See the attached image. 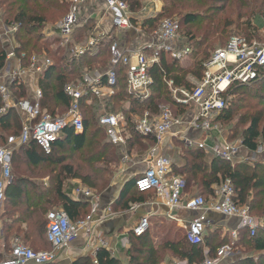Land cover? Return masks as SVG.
I'll return each instance as SVG.
<instances>
[{
  "label": "trees",
  "instance_id": "1",
  "mask_svg": "<svg viewBox=\"0 0 264 264\" xmlns=\"http://www.w3.org/2000/svg\"><path fill=\"white\" fill-rule=\"evenodd\" d=\"M124 1L135 14L143 7V3H141L143 0ZM162 2L161 11L141 23L140 36L149 37L167 15L176 14L179 16V34L185 39L191 50L187 58L191 66L182 67L177 61H171L165 54H162L160 63L149 70L153 84L150 86V96L144 100L129 94L126 68L118 66L117 83L113 95L101 101L93 97L81 100L83 135L74 136L71 129L66 132L65 144L67 142H73V144H66L65 147H69L74 154V159L77 162L76 168L73 165L63 164V159H58L57 148H64V144L60 142L53 144L52 151L48 155L36 146L13 152L11 159L12 180L5 184L4 209L0 216L2 244H6L5 252L0 251V261L9 252L10 241L14 237H18L24 244L29 241L28 244L31 245L32 250L40 251L33 245L42 239L43 234L46 235V215L55 208L62 209L73 223L85 219L89 213V205L73 200L62 191L64 179H79L85 187L100 193L109 186L111 173L108 171V167L117 163V153L116 146L107 141L105 129L99 125L97 116L99 108L103 106L105 111H110L112 114L124 111L129 132L127 150L129 152L133 149L143 151L146 146L142 141L154 143L155 138L136 133L133 129L132 117H138V114L141 116L145 111L159 114L163 104H169L176 108L163 83V74L173 80L176 86L189 89L191 84L186 81V76L193 75L198 80L203 78L204 64L210 59L216 46L224 47L227 44L226 40L234 25L236 29L241 28L245 31L242 36L248 39L256 36L260 25L264 26V0H162ZM70 5L69 2L63 0H0L3 24L7 27L18 24L13 36L17 44L14 54L20 59L22 65H27L33 53H45L52 61V66L41 76L39 81L43 94L41 108L42 110L46 108L51 115L55 114V109H58L59 112L67 110L69 100L64 95V88L67 85L80 81L85 70L90 72L103 70L108 66L110 59L108 43H101L98 52L94 55L85 54L80 58H74L67 54L70 44L62 48L60 40L49 39L43 35L42 30L53 16L49 15L48 9L63 10L65 16L69 12ZM227 7L228 10H226ZM228 11L231 14H225ZM94 25L93 19L80 20L73 29V43H83L93 30ZM133 32H123L121 46L125 47V44L127 46L130 44ZM6 54V47L0 40V71L5 67ZM254 86H260L264 91V77L249 85L238 86L231 91V95L235 92L247 94V100L250 103L243 109L248 108L250 112L264 107V97L252 92L251 88ZM15 95L18 98H25L26 90L19 87L15 89ZM87 100H90V103H87ZM232 103L221 112L218 116L219 120L222 119L226 122L231 120L234 108V103ZM1 107L0 98V109ZM185 108L179 107L175 110L178 109L177 114L178 112L183 114ZM20 120V116L15 110L11 109L0 113V145H4L10 136L19 134ZM260 121L258 117L249 118L248 115L241 119V122H248L240 135L241 146L249 152H255L260 141L264 143V124L260 127ZM180 156L184 165L181 168L175 166L173 170L176 174L173 175L186 177V192L189 191V184L196 181L201 193L205 195L206 199H209L213 195L211 185L219 184L228 178L234 186L237 204L247 205L252 216L255 214L264 215L263 163H256L248 168L244 165L235 164L232 166L228 162L215 158L206 162V153L198 148H182ZM43 161L49 165L46 168L49 169L50 176L47 186L34 182V179L26 178L25 173L22 172V166L36 169L45 166L42 165ZM59 164H61L59 170L55 169ZM131 190L134 191L132 195H135L136 198L128 197ZM144 195L146 193L138 192L134 188V182H130L124 187L119 203L121 204L123 201L141 202ZM22 225H25L24 230ZM44 228L45 232H43ZM132 235L134 234L132 233ZM148 236L145 233L133 239L134 244L127 253L128 264H160L162 260L158 255L159 250L180 260H186L188 264H201L204 259V248L207 249L208 256L214 258L216 249L230 242L226 237L221 238V233L218 231L208 234L204 245H191L183 235L178 239L170 240L167 239L170 235H164V237L161 233L158 235L160 243L154 246L153 240ZM35 237H39V239L36 241ZM238 237L239 240L234 243V248L243 246L248 251H264V232L262 230H258L256 235L251 237L249 231L243 229L239 231ZM45 243L49 248L46 237ZM145 252L148 254L147 258L144 256ZM95 259L98 264H121L117 259L112 258L105 249L98 250ZM73 264H93V261L90 258H82ZM239 264H264V255H261L256 261L248 259Z\"/></svg>",
  "mask_w": 264,
  "mask_h": 264
},
{
  "label": "built area",
  "instance_id": "2",
  "mask_svg": "<svg viewBox=\"0 0 264 264\" xmlns=\"http://www.w3.org/2000/svg\"><path fill=\"white\" fill-rule=\"evenodd\" d=\"M70 9L67 15L53 28L52 33L69 42L73 35V29L80 21L78 16L79 6L90 3L93 0H67ZM104 14L109 21L111 31L102 30L101 19L96 21L93 30L86 38L85 43L73 46L70 49L71 56L78 58L88 51L99 47L104 41H110V63L104 74L90 76L85 74L82 80L75 84H69L64 88V95L69 100L67 112L59 116H53L41 108L42 90L37 86H31L52 66V61L46 54L32 55L27 65H22L20 59L14 54V49L6 54V61L16 57V68L7 67L0 71V98L2 107L0 113L15 110L23 116L19 134L10 136L4 145H0V207L4 203L5 184L12 180L11 159L13 152L18 149H30L38 147L44 154L52 151L53 144L63 136L67 127L75 134L84 132L83 117L80 113L82 99L93 97L103 100L114 94L117 83V67H125L126 83L129 94L141 100L150 96V86L153 79L149 70L158 65L161 55L165 54L171 61L179 64L186 62L191 53L185 39L179 34V21L174 18H164L147 37V41L138 49L121 46L123 32L135 31L141 33V23L131 14L128 4L124 0H103ZM7 28V29H6ZM6 38L17 30L18 24L6 27ZM3 35L1 37H4ZM10 40V38H9ZM204 76L201 80L192 83L189 89L176 86L173 80L163 74V83L166 86L172 101L176 107L192 106L191 112L174 115L170 108L163 109L160 114L154 115L145 111L134 120V131L143 136H153L160 143L166 136L180 137L183 133H173L176 127L185 125L187 130L201 132L211 131L210 123L224 111L229 103L231 91L238 86L249 85L264 77V26L260 28L256 36L234 37L227 44L211 54L210 59L204 64ZM22 87L25 90L31 88V95L18 98L15 89ZM90 102V100H87ZM183 115V116H181ZM184 118V119H183ZM99 125L105 129L109 141L113 145H121L125 142L122 136L125 133L126 118L122 112L116 114H100ZM207 136L202 141L184 139L188 148H198L209 153L215 159L234 164L240 156L239 151L233 145L214 146L207 145ZM258 155V163L264 155V146H260L254 152ZM134 188L140 193H153L163 205L170 208H182L195 212L197 216L188 222L185 239L191 245H203L210 221L207 213H215L228 218L238 220L237 229L231 231L230 242L221 245L216 250L215 258H206L201 264H217L221 259L231 255L234 243L237 241L240 229H247L251 237L258 230L264 232V218L250 215L247 205H238L236 194L230 179L226 178L217 184L212 190L213 195L206 201L202 196H188L183 178L175 176L171 170L170 160L151 151V159L146 168L135 178ZM75 197L93 201L91 214L95 212L97 199L88 188H79L75 191ZM46 240L50 246L47 251H34L27 247L20 239L12 238L10 249L0 264H51L58 259V254L68 248L80 235V232L89 234L92 216L88 215L79 222H71L66 213L61 209H54L46 215ZM148 219L143 217L133 229L135 236H140L148 228ZM1 233V232H0ZM94 264H98L94 261ZM173 264H188L186 261H176Z\"/></svg>",
  "mask_w": 264,
  "mask_h": 264
},
{
  "label": "crops",
  "instance_id": "3",
  "mask_svg": "<svg viewBox=\"0 0 264 264\" xmlns=\"http://www.w3.org/2000/svg\"><path fill=\"white\" fill-rule=\"evenodd\" d=\"M81 11H82V13L80 14L81 21H85L86 19H94V18L101 19L102 21L101 29L105 30L106 32H113L111 31L110 23L106 19L105 14L103 12L104 11L103 0H93L90 3L83 5ZM131 14L133 15L134 18H138V21L140 22H143L145 19L153 16L152 14L146 15V17H143L144 19H142V16L140 15L139 12L135 14L131 11ZM133 33L134 34H132L130 37V44L128 45L129 47L126 44H125V47L131 48L134 50V49L140 48L147 41V37L140 36V33L135 32V31ZM52 36H55L56 39L61 41L62 48L67 47L66 45L70 44L71 46L67 49L68 50L67 54L69 57H73L70 54V49L73 46L78 45V44L73 43L72 38L69 42L65 44V42L59 38L58 34H55L52 32H49V34L47 35V38L52 39ZM85 41H83V43H85ZM102 43L110 44V41L106 40ZM5 44H9V47L12 46L9 51L8 49H6V53L13 51V44L10 42V40L6 42ZM79 44H82V43H79ZM53 49H54V46H53ZM97 52H98V49L95 48L92 51H88L85 54L94 55ZM109 63H110V59L108 62V66H109ZM17 65H18V60L16 59V57H12L9 60L8 66L11 68H16ZM108 66L104 68L103 70L102 69L95 70L92 72L85 70L84 72H88L86 74L90 76L104 74L107 71ZM84 74L85 73H82V77ZM82 77L80 80H82ZM40 78L39 80L36 81L35 84L31 86H37L38 88H40L39 86ZM26 93L31 95L32 93L31 88L26 90ZM114 93H115V90H114ZM98 101H101V100H98ZM87 103H90V102H87ZM99 109L101 111L105 110L103 107ZM43 110L47 112L46 108H44ZM65 112H67L66 109L63 112L62 111L59 112L58 109H55V114H53V116H59V115L64 114ZM119 112H122L123 115L125 116L124 111H119ZM99 116H98V120H99ZM20 117L21 119L23 118V116L21 115ZM132 118H133V124H134L135 118H138V117L133 116ZM127 125L128 123L126 120L125 133L122 135L125 139V142L121 145H113L109 141L106 135L107 141L111 145L116 146L115 148H116V153H117V163L113 165L115 170L111 173V181H110L109 186L106 189H104L99 195H95V193L93 192L95 190L90 189L93 192L94 197L98 198L96 202L97 206L95 208L94 213L91 214L92 205H93V201H91V199L83 200V199L75 197L76 189L83 188L85 187V185H83L79 179L66 178L62 181V191L64 193H67L69 197H71L75 201L84 202L89 205V213L87 214V216L88 215L92 216V223L90 225L91 228H90L89 234L80 232L79 237L68 248L59 252L58 259L53 264H73L74 262L82 258H90L94 264V261H96L95 259L96 253L100 249H105L112 258L117 259L121 264H128L129 260H128L127 253L129 249L132 247V245L134 244L133 239L135 237H139V236L132 235L133 229L136 227L140 219H142L143 217H146L148 219L149 225L145 233H147L149 235L148 237H150L151 240H153V244L155 246V245H158L157 242L158 240H160L158 238L159 237L158 235H161V233L163 236L170 235L167 238L170 240H173L175 238L178 239V237H180L181 235L185 236L186 226L188 222L197 216L195 212L187 211L182 208L172 209L170 207L163 205L158 199L155 198L153 193H146V195H144L143 201L141 202L123 201L120 204L119 199H120V196H121V193L124 187L128 183L134 182L135 178L146 168L148 160L151 159V151L153 153L155 151V153H158V155L168 158L171 163V170L173 171V174H176L173 170L174 167L176 166L178 168H181L184 165V161L182 160L180 156L182 154V148L184 149L188 148L183 142L184 139L199 142L201 140L203 141L205 139V136H203L197 130L185 131L186 129L185 125H182L180 127H176L173 131V133H178V134L183 133L181 134L179 138L169 135L163 138L160 143H157L156 140L154 143L152 142L150 143L148 141L147 142L142 141L144 146H146L145 150L137 151L136 149H133L129 152L127 150V139H129V132L127 130ZM68 129H71V128L67 127L64 131L63 136L60 137L56 141V142H60L64 144V148L62 149L57 148L58 157L61 151L65 149L66 144L68 145L73 144V142H67L65 144L66 132ZM83 133L75 134L73 132V135L82 136ZM207 145H209L208 142H207ZM72 158L73 157H71L70 159L63 160V164L70 165L69 161ZM211 158H213V156L209 153L208 154L206 153L205 161L209 162ZM260 159L264 160V155L261 156ZM42 165H45L44 168H47V166H49L45 161H43ZM98 165L101 166L102 164H98ZM60 166L61 164L57 165L55 169L59 170ZM109 167H112V166H109ZM181 178H183L185 182H187L186 177L184 175H181ZM49 180H50V176H46L42 179H34L33 181L38 184H43L44 186H47L49 185ZM216 185L217 184L211 185V189H213ZM85 188H88V187H85ZM188 190L189 191L186 192L188 196H192V195H195L197 192H201V190L198 188L196 181L191 182V184H189ZM132 192L134 191L131 190L130 195L128 197L136 198L135 195H132L133 194ZM208 203L210 204V201ZM1 213L2 212L0 211V216H1ZM207 218L210 221V228L208 230V234L218 231L221 233V238L226 237L229 241L231 240L230 238L231 231L237 229L238 227V220L236 218H228V217H224L222 215L211 213V212L207 213ZM22 229L23 230L25 229V225H22ZM241 230L243 229L238 230L237 233H239V231ZM0 232H1L0 233V245H1L2 243L1 218H0ZM145 233H143L142 235H144ZM207 236L208 235H206V237ZM206 237L204 239V243H205ZM41 238H42V241L45 243L44 234L42 235ZM237 238H238L237 239L238 241L239 237ZM27 242L30 243L29 241ZM40 244H41V240H39V242H36L33 245V247L39 248ZM154 249H156V247H154ZM47 250H50V246L49 248L47 246V249L40 250V251H47ZM203 251H204V259L210 258L208 256L207 249L204 248ZM261 255H264V251H249V253L246 254L245 248L243 246H237L233 249V252L231 253V255L224 257L217 264H239L241 261L248 260V259L256 261ZM144 256H146L147 258L148 254L145 252ZM215 257H216V254H215ZM170 260L172 261L171 264H173L176 261H186V260H180L179 258L175 256H171ZM167 262L168 260L165 262L162 261L160 264H167Z\"/></svg>",
  "mask_w": 264,
  "mask_h": 264
},
{
  "label": "rangeland",
  "instance_id": "4",
  "mask_svg": "<svg viewBox=\"0 0 264 264\" xmlns=\"http://www.w3.org/2000/svg\"><path fill=\"white\" fill-rule=\"evenodd\" d=\"M63 1L67 2V3L69 2L67 0H63ZM141 3H143V7L140 9L139 13L142 16V19H144L143 17H146V15H151V14L155 15L158 12H160L161 9H162V4H163L162 0H143V2H141ZM82 7H83V4L79 6L78 16H80V14L82 13V11H81ZM48 10H49L48 11L49 15H53V16H52V18H50L47 21L46 26L42 30V33H43V35L46 38H47V35L49 34V32L53 30V28L63 19V16H64L63 10L54 9V8H49ZM226 10H228V7H227ZM225 14H231V13H230V11H228ZM166 18H174V19L179 21V16H177L176 14L167 15ZM6 27L7 26H5L3 24L1 11H0V40H2L3 46H5L6 49H8V51H9L12 46L9 47V44H5L6 42L9 41L8 38H6V36H4V34H6V29H7ZM262 27L263 26L260 25L259 29L262 28ZM231 29L232 30L230 31V34H229L228 39L226 40V43L228 41H230L234 37H245V36H242L243 34H245L244 33L245 31H243L241 28L238 30V29L235 28V25H234ZM2 35L4 37H1ZM13 36H14V33H13V35H9L10 42L13 44V48H17V44H16ZM11 38H12V40H11ZM52 39H56L55 36H52ZM221 48H223V47L216 46L215 51L218 50V49H221ZM34 54H36V53H33L32 55H34ZM180 65L182 67H187L189 65L191 66V63H190V61H186V62L180 63ZM7 67H8V62L6 61L5 67L3 68L2 71H5L7 69ZM186 81H190L192 83H195L196 81H198V79H196L193 75H187L186 76ZM251 89H252V92H255L259 96H263L264 97V91L261 90L260 86H254ZM230 103H232L233 107H234L232 109L233 110V116H232L231 120L226 122V121H223L222 119L219 120L218 116H216L212 120V122L210 123L211 131H209V132H201V134L203 136H207L206 139H207V142H208L209 146H214V145H216V143H220L221 145H226V144L233 145L235 148L238 149V151H239V155L238 156H240V157L238 159H236L234 164H231L232 166H235V164H236V165H244L245 167L251 168L256 163L259 162L258 161L259 158L257 157L258 155H256V154L254 155V152H249L248 150H246L245 148H243L241 146L240 135H241V132L244 130V128L248 125V122H246V123L241 122V119L244 118V117H247V115L249 116V118H251L252 116L253 117L254 116L258 117L261 120L260 121V127H261L264 124V107L256 109L253 112H250V110L248 108L243 109L244 107H246V105L248 103H250V101L247 100V94H242L240 92H235V94L231 95ZM230 103H229V105H230ZM163 105L164 106H162L161 111L163 109L170 108L174 115L180 114L179 112L177 114L178 109H177V111L175 110L178 107L175 108V107L170 106L169 104H163ZM191 108H192V106H190V107H188L186 109L185 113L183 114L184 118L186 117L185 114H187V112H191V110H190ZM103 113L112 114L110 111H105V110L101 111L99 109V111L97 113V116H99L100 114H103ZM154 115H158V114H154ZM183 115H181V116H183ZM139 116L140 115L138 114V117ZM135 117H137V116H135ZM259 143H260L259 147L260 146H264L263 145L264 143H262L261 141ZM71 157H73V158L69 161V163H70V165H73L74 168H76V165H77L76 163L77 162L74 159L75 157L73 156V153L71 152L69 147H65V149L63 151H61V153L59 154L58 158H62L63 160H65V159H70ZM44 167L45 166L39 167V168L36 169V168H31V167H27L26 168L25 166H22V170H23L22 172L25 173V177L26 178L42 179V178H44L46 176H49V174H48L49 170H47ZM114 170L115 169H114L113 166L112 167H108V171L110 173H112ZM101 187H102V185H101ZM93 192L95 193V195H99L100 194V192L97 191V190H95ZM195 195L202 196L206 201L209 200V199H206L205 195L202 194L201 192H197ZM3 209H4V206L2 205L0 207V211L2 212ZM55 209H58V208H55ZM256 215L257 214H255V217H264V215H257V216ZM14 229H16V228H14ZM43 232H45V228H44ZM10 236L14 237L15 235H10ZM32 238H33V235H32ZM34 239H36V241H37L39 239V237L38 238L35 237ZM37 242H39V241H37ZM157 243L158 244L160 243L159 240H158ZM25 245L27 247H29V248H32L31 245L28 244V243H25ZM5 247H6V244L5 243H3V244L1 243L0 251L2 253L5 252L4 251ZM38 249L39 250L47 249V245L42 241V239H41V244L39 245ZM245 252H246V254L249 253L248 250H245ZM158 255H159V258L163 262L168 260L167 264H171L172 263V261L170 260L171 259V255L170 254L165 253L162 250H159V254Z\"/></svg>",
  "mask_w": 264,
  "mask_h": 264
}]
</instances>
